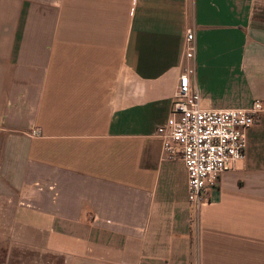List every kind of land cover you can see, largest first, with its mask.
Returning a JSON list of instances; mask_svg holds the SVG:
<instances>
[{
	"label": "crops",
	"instance_id": "1",
	"mask_svg": "<svg viewBox=\"0 0 264 264\" xmlns=\"http://www.w3.org/2000/svg\"><path fill=\"white\" fill-rule=\"evenodd\" d=\"M190 28L202 108L264 104V0H0V244L17 264H264V115L199 210L157 134Z\"/></svg>",
	"mask_w": 264,
	"mask_h": 264
},
{
	"label": "built area",
	"instance_id": "2",
	"mask_svg": "<svg viewBox=\"0 0 264 264\" xmlns=\"http://www.w3.org/2000/svg\"><path fill=\"white\" fill-rule=\"evenodd\" d=\"M184 59L192 64L183 69L167 124L157 130L163 138L167 159L179 157L187 170L188 201L199 210L219 187L221 175L246 159L247 131L264 115V104L249 109L206 110L192 79L196 74L195 31L187 29ZM33 136L40 133L34 131Z\"/></svg>",
	"mask_w": 264,
	"mask_h": 264
},
{
	"label": "rangeland",
	"instance_id": "3",
	"mask_svg": "<svg viewBox=\"0 0 264 264\" xmlns=\"http://www.w3.org/2000/svg\"><path fill=\"white\" fill-rule=\"evenodd\" d=\"M12 247H13L12 245H4V244L1 245L0 244V264L9 262L6 259H4L7 251L9 253V254L8 253L7 254L10 255V257H12V260H10V263L11 264H17V262H19V261H17V259H16L17 257L16 256H18L17 255L18 252H21L22 250L13 251L12 250L13 249ZM20 254H22V253H20ZM13 257H14V259H13ZM44 263H46V264H55V262L54 261H51V260H45Z\"/></svg>",
	"mask_w": 264,
	"mask_h": 264
}]
</instances>
